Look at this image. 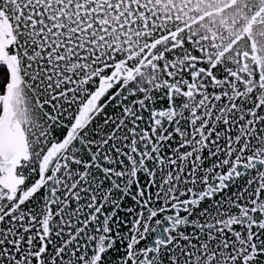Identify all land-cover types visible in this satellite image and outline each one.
Instances as JSON below:
<instances>
[{
  "label": "snow or ice",
  "instance_id": "1",
  "mask_svg": "<svg viewBox=\"0 0 264 264\" xmlns=\"http://www.w3.org/2000/svg\"><path fill=\"white\" fill-rule=\"evenodd\" d=\"M0 264H264V0H0Z\"/></svg>",
  "mask_w": 264,
  "mask_h": 264
}]
</instances>
